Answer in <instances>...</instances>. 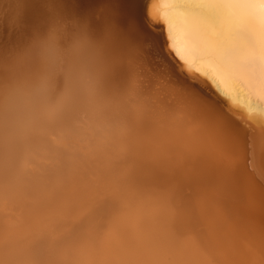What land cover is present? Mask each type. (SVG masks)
I'll return each mask as SVG.
<instances>
[{"label": "bare ground", "instance_id": "obj_1", "mask_svg": "<svg viewBox=\"0 0 264 264\" xmlns=\"http://www.w3.org/2000/svg\"><path fill=\"white\" fill-rule=\"evenodd\" d=\"M63 1L107 77L0 129V264H264V0Z\"/></svg>", "mask_w": 264, "mask_h": 264}, {"label": "clouds", "instance_id": "obj_2", "mask_svg": "<svg viewBox=\"0 0 264 264\" xmlns=\"http://www.w3.org/2000/svg\"><path fill=\"white\" fill-rule=\"evenodd\" d=\"M55 0L0 2V129L36 132L90 104L107 77L106 55L86 25ZM15 37V39H13Z\"/></svg>", "mask_w": 264, "mask_h": 264}, {"label": "water", "instance_id": "obj_3", "mask_svg": "<svg viewBox=\"0 0 264 264\" xmlns=\"http://www.w3.org/2000/svg\"><path fill=\"white\" fill-rule=\"evenodd\" d=\"M82 0H65V1H63L62 2V5L66 8V7H69V8H71V7H73V6H75L77 3H79V2H81ZM146 1L147 0H142V4H140L139 6H138V10H139V12H140V14L142 15V17L143 16H145V6H146ZM140 2H141V0H140ZM61 5V6H62ZM152 29V27L151 26H148V25H146V27H145V30L146 31H149L148 29ZM153 30V29H152ZM216 107H219V101L217 100V104H216ZM218 109V108H217ZM250 134V131H247V133H246V135L245 136H248L247 138H249V135ZM245 136H244V138H245ZM248 141V140H247ZM248 156V155H247ZM251 163L252 162H250V159L247 157V165H248V169L250 170V172H252L253 174H255L256 176H258V174L256 173V168H253L252 166H251ZM261 183H263V182H261ZM264 184V183H263Z\"/></svg>", "mask_w": 264, "mask_h": 264}, {"label": "rangeland", "instance_id": "obj_4", "mask_svg": "<svg viewBox=\"0 0 264 264\" xmlns=\"http://www.w3.org/2000/svg\"><path fill=\"white\" fill-rule=\"evenodd\" d=\"M260 116V115H259Z\"/></svg>", "mask_w": 264, "mask_h": 264}]
</instances>
